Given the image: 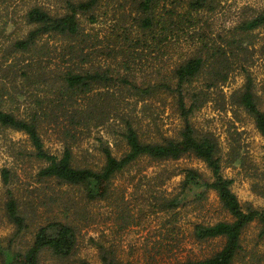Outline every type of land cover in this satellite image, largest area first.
Masks as SVG:
<instances>
[{"label": "rangeland", "instance_id": "obj_1", "mask_svg": "<svg viewBox=\"0 0 264 264\" xmlns=\"http://www.w3.org/2000/svg\"><path fill=\"white\" fill-rule=\"evenodd\" d=\"M69 1L80 0H0V68L4 70H0V98L5 101V107L11 113L26 117L30 99L27 102L10 100V95L16 98V90L24 92L28 86L24 83L21 72L16 69L18 67H13L15 63L20 66V56L14 53L7 57L5 51L9 50L8 46L14 40L23 38L30 29L25 19L30 8L38 6L51 15L59 16L66 12V2ZM130 3L132 4L131 0H101L94 11L95 23L90 22L86 15L79 16L81 34L99 41L105 40L116 24L120 25V19H127L128 26H132L133 34H136V25L132 20L135 13L132 12ZM262 10L264 0H219L215 12H205L202 17L207 25L211 24L212 37L220 42L219 36L224 38L226 35L225 39H229L236 35L237 30L229 31ZM123 13H130L131 17L124 18L121 16ZM5 21L11 26L2 28ZM73 39L44 37L38 46L40 48L42 44L45 45L42 49L46 52L43 53V65L56 72L76 70L77 67L118 69L110 58L93 54L89 49L85 51L90 53L88 62H83L80 55L69 56V46L80 45V38ZM247 42L252 43L247 45L250 56L246 64L248 78L258 107L264 113V27L251 32ZM189 48L187 45L169 46V56L157 62L152 59V55L146 56L143 61H137L144 64L145 72H136L135 85L154 86L157 83L155 77L170 72L175 64L188 57L193 50ZM12 69L15 70L14 78L10 73ZM118 70L123 75L128 73L125 69ZM153 71L159 74L155 72L151 75V80H148L145 75ZM204 82H208V78L201 76L193 86L197 90H204L208 84ZM246 84L245 72L235 69L224 83L218 82L216 87H211L209 101L193 113L191 121L199 132H208L216 139L221 150L222 174L232 180L231 190L240 204L264 211V189L256 191L254 185L258 182L260 186H264V138L256 130L252 118L234 103L235 94L242 93ZM105 90L114 92L115 88H98L93 94ZM34 93L35 97L42 95L51 98L47 95L49 93L40 92L36 87ZM156 94L144 98L126 96L120 99L126 100L121 103L123 113H133L136 116L139 134L144 140H155L159 136L176 137L181 128L182 121L173 96L166 95L161 90ZM116 102L110 101V104L114 106ZM43 121L41 137L44 147L49 153L59 156L64 147L63 140L55 133L57 130L51 117ZM94 122L95 125L89 129H81L83 135L78 136L76 143L68 142L72 146L76 165L98 169L104 162L99 150L100 144H108L116 157L127 149L119 137V117L111 115L103 123ZM32 150L25 134L0 126V246L3 250L24 252L32 244L37 229L51 221L73 224L77 245L73 254L65 259L56 258L48 251L43 252L39 257L40 264H101L103 258L114 259L122 264H175L188 259H206L222 248V239L197 241L193 235L196 224L209 225L231 220L213 191H208L205 199L200 202L189 201L185 206L174 210L176 217L173 223L164 212L151 206V196L160 193L165 197H173L178 193L183 178V173L179 171L183 169H195L209 179L210 172L201 161L187 157L177 162L158 164L143 159L116 175L111 197L101 202H89L78 187L60 185L53 180L39 181L37 173L45 164L32 155ZM234 150L244 159L243 164L230 163ZM166 166L169 172L177 175L168 179L167 174H163ZM3 170L10 173L9 183L4 182ZM10 199L17 202L19 214L24 218L25 228L18 234L16 226L6 214V203ZM124 208L132 216L127 226H123L120 218ZM166 220L170 224H165ZM259 231V225L255 222L247 226L241 237L243 251L234 264H264V237L259 239ZM251 252L255 254L253 257L249 255Z\"/></svg>", "mask_w": 264, "mask_h": 264}, {"label": "trees", "instance_id": "obj_2", "mask_svg": "<svg viewBox=\"0 0 264 264\" xmlns=\"http://www.w3.org/2000/svg\"><path fill=\"white\" fill-rule=\"evenodd\" d=\"M100 1L66 2V12L59 16L51 15L38 6H33L27 11L25 19L30 29L23 38L14 40L5 52L7 57H11L10 54L13 56L14 53L20 56V66L15 63L13 67H18L16 69L21 72L23 81L28 86L24 92L16 90V98L11 95L9 98L21 102L30 99V106L27 116L21 117L8 111L5 101L0 98V126L27 136L33 149L32 155L45 164L37 173L39 181L53 180L60 185L78 187L89 202H101L111 197L116 175L143 159L158 164L177 162L187 157L201 161L210 172L209 179L195 169H183L179 171L183 173V178L178 193L173 197H165L160 193L151 196V206L156 207L159 212H164L167 218L169 216L170 222H175L174 210L185 206L189 201L200 202L205 199L208 191H213L231 220L209 225L196 224L193 235L197 241L222 239V248L206 259H188L175 264H234L243 251L241 237L247 226L253 222L257 223L260 228L259 239L264 237V211L240 204L231 190L232 180L222 174L221 150L216 139L208 132H199L191 117L209 101L211 87H216L218 82L224 83L231 72L240 69L247 75V84L242 93L235 94L234 103L252 118L256 130L264 138V113L258 107L246 69L250 59L247 45L252 44L247 42V39L251 37V32L264 27V10L243 20L238 27L229 31L237 30L236 35L229 39H225L226 35L224 38L219 36L220 43L211 35V24L207 25V21L202 17L205 12L214 13L219 0H131L130 8L135 13L132 20L136 25V34H133L132 26H128L127 19H120V25L116 24L109 37L99 41L81 34L79 16L86 15L90 22L95 23L94 11ZM123 5L125 6L126 2ZM121 16L130 18L131 14L123 13ZM9 25L11 26L5 21L2 28ZM49 36L74 38L73 40L80 38V45L89 46H69V56L80 55L83 62H88L90 53L85 51L89 49L93 54L98 53L97 55L110 58L118 69H125L128 73L123 75L118 69L111 67H77L76 70L57 72L51 70L42 62L43 53H46L42 51L45 45L38 47L39 42ZM181 45L193 49L191 56L189 54L182 62L175 64L170 72L155 77L157 83L154 86L135 85L136 72H145L144 64L137 61H143L146 56L152 55V59L157 62L169 56V46L171 48ZM262 51L264 52V46ZM0 70L4 72L1 68ZM156 71L147 73L145 77L151 80V75ZM10 73L14 78L15 70L12 69ZM201 76L208 78V82H204L208 84L206 89L197 90L193 83ZM113 86L114 92L105 90L93 94L98 88L107 89ZM35 87L40 92L49 93L47 95L51 98L42 95H39L41 98L35 97ZM156 90L173 96L182 122L176 137L159 136L149 141L141 138L136 116L133 113H123L121 103L126 100L120 99L126 96L144 98L150 94L155 95ZM110 101H117L116 105L112 106ZM111 115L120 119L119 137L127 150L116 157L108 144H100L99 150L104 157L100 168L76 165L72 146L68 141L76 143L78 136L83 135L81 129H89L95 125L94 121L103 123L110 119ZM48 117L52 118L57 130L55 133L63 140L64 147L59 156L45 149L41 137L43 120ZM243 160L234 150L230 163L243 164ZM166 168L163 174H167L168 179L177 175L175 172H169L167 166ZM9 176V171L3 170L5 183H9ZM254 185L256 191L264 189L258 182ZM6 214L9 221L16 226L17 234L24 230V218L19 214L14 199L6 203ZM120 218L123 226L130 224L132 216L127 208L121 211ZM169 220H166L165 224H170ZM76 245L77 236L73 224L51 221L37 229L32 244L24 252L5 251L0 246L1 264H40L39 257L45 251L56 258L65 259L73 254ZM249 255L253 257L255 254L251 252ZM101 264L122 263L103 258Z\"/></svg>", "mask_w": 264, "mask_h": 264}]
</instances>
